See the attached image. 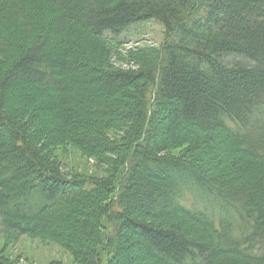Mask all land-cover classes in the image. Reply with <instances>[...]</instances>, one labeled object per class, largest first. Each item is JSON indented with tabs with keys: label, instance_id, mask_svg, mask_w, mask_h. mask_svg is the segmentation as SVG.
I'll use <instances>...</instances> for the list:
<instances>
[{
	"label": "trees",
	"instance_id": "trees-1",
	"mask_svg": "<svg viewBox=\"0 0 264 264\" xmlns=\"http://www.w3.org/2000/svg\"><path fill=\"white\" fill-rule=\"evenodd\" d=\"M143 22L164 42L117 67ZM0 229L75 264H264V0H0Z\"/></svg>",
	"mask_w": 264,
	"mask_h": 264
},
{
	"label": "rangeland",
	"instance_id": "rangeland-1",
	"mask_svg": "<svg viewBox=\"0 0 264 264\" xmlns=\"http://www.w3.org/2000/svg\"><path fill=\"white\" fill-rule=\"evenodd\" d=\"M117 41L119 43L114 44L115 50L112 53L113 64L116 63L117 67L124 70H133L135 66L130 62L132 54L139 50L159 49L164 42V28L156 22L137 23L125 30ZM61 154L63 153H59L58 157L61 158V163L67 172L87 175H96L97 173L100 177L105 175L103 174L104 168L96 172L95 162L83 158L77 151L69 149L65 154ZM184 186L189 187L182 182L179 188L182 190L185 188ZM183 192L182 202L199 208H204V204H207L203 200L204 197L189 196L191 193L189 188ZM206 199L210 203L208 207L211 212L215 210L218 213L220 203L213 202V198ZM226 216L228 214L224 215V217ZM232 219L240 226V222L235 217ZM5 237V231L0 229V250L4 251L5 256L16 264H75L71 254L55 242L21 237L9 243L6 242Z\"/></svg>",
	"mask_w": 264,
	"mask_h": 264
}]
</instances>
